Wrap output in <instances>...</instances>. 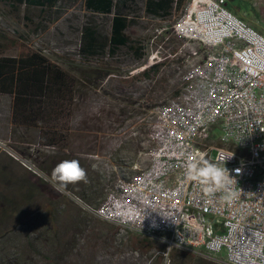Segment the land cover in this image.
<instances>
[{"label":"rangeland","instance_id":"374dc122","mask_svg":"<svg viewBox=\"0 0 264 264\" xmlns=\"http://www.w3.org/2000/svg\"><path fill=\"white\" fill-rule=\"evenodd\" d=\"M126 1L121 13L132 19L128 34L142 47L141 59L126 49L113 57L107 50L80 53L85 28L91 27L98 38L108 37L113 16L88 10L85 0H59L43 8H11L0 2V57L37 52L76 77L69 134L58 147L41 145L38 128L16 124L11 96L0 94V264H52L56 241L63 247L60 264L163 263L155 254L160 245L147 250L136 243L142 240L136 235L120 238L117 226L89 214L74 199L97 206L115 185L135 181L146 170L154 111L183 87L191 51L200 54L194 44L173 33L191 0L180 8L174 5L165 19L146 14L147 0ZM226 2L237 17L253 20L264 30V0ZM163 60L157 76L138 78ZM73 159L86 170V181L92 180V203L76 192L80 182L63 194L41 178L51 176L46 167ZM170 264L215 263L182 251L170 255Z\"/></svg>","mask_w":264,"mask_h":264},{"label":"built area","instance_id":"2783aa9c","mask_svg":"<svg viewBox=\"0 0 264 264\" xmlns=\"http://www.w3.org/2000/svg\"><path fill=\"white\" fill-rule=\"evenodd\" d=\"M173 33L200 54L191 51L183 87L154 111L146 170L97 206L74 199L120 238L160 245L162 264L174 250L215 264H264V35L226 0H191ZM201 157L236 183L209 193L187 179V163Z\"/></svg>","mask_w":264,"mask_h":264},{"label":"trees","instance_id":"16d2710c","mask_svg":"<svg viewBox=\"0 0 264 264\" xmlns=\"http://www.w3.org/2000/svg\"><path fill=\"white\" fill-rule=\"evenodd\" d=\"M59 0H0L11 8L20 6L53 7ZM126 0H85V7L98 14L113 15L110 21L108 37L98 38L91 27L85 28L80 53L95 55L98 51L110 54L112 57L121 49H126L137 59L143 57L142 47L133 41L128 34L132 19L121 13V6ZM184 0H147L145 12L147 15L160 19L172 15L174 5L180 8ZM227 6V2H226ZM228 8V7H227ZM165 65V60L159 61L145 68L138 78H153L157 76ZM80 72V71H79ZM84 75L83 70L80 72ZM76 77L56 64L50 63L37 52H27L19 57H0V94L11 96V112L16 124L38 128L40 144L58 147L68 137V122L75 99ZM63 128H60V126ZM51 167H46L51 175ZM136 181V180H135ZM81 190L76 192L87 202H94V186L92 180L81 181ZM59 241L53 243L56 247L55 260L52 264H60L63 257V247ZM140 246L147 250L156 245L142 239L137 240ZM158 245V244H157ZM54 250V249H53ZM163 250V249H162ZM174 250L171 254L174 256Z\"/></svg>","mask_w":264,"mask_h":264},{"label":"clouds","instance_id":"9594fccd","mask_svg":"<svg viewBox=\"0 0 264 264\" xmlns=\"http://www.w3.org/2000/svg\"><path fill=\"white\" fill-rule=\"evenodd\" d=\"M236 171L239 173L240 170L237 169ZM185 175L189 180L207 185L206 190L209 193L236 183V180L230 177L228 169L220 167L203 157L189 161ZM41 178L46 183L51 184L55 191L64 193L69 185L85 181L87 174L86 170L80 165L79 160L73 159L59 162L52 169L50 177L47 174H41Z\"/></svg>","mask_w":264,"mask_h":264},{"label":"crops","instance_id":"0c3cea01","mask_svg":"<svg viewBox=\"0 0 264 264\" xmlns=\"http://www.w3.org/2000/svg\"><path fill=\"white\" fill-rule=\"evenodd\" d=\"M247 22L252 25L257 31H259L260 33L264 34V30L261 29L260 26H258V24L256 22H254L253 20L247 19Z\"/></svg>","mask_w":264,"mask_h":264},{"label":"bare ground","instance_id":"6f19581e","mask_svg":"<svg viewBox=\"0 0 264 264\" xmlns=\"http://www.w3.org/2000/svg\"><path fill=\"white\" fill-rule=\"evenodd\" d=\"M178 198H185V191H178Z\"/></svg>","mask_w":264,"mask_h":264}]
</instances>
